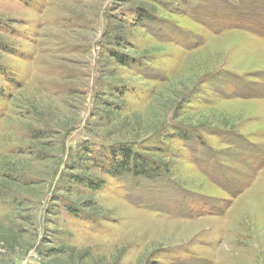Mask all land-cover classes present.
<instances>
[{"label":"rangeland","instance_id":"rangeland-1","mask_svg":"<svg viewBox=\"0 0 264 264\" xmlns=\"http://www.w3.org/2000/svg\"><path fill=\"white\" fill-rule=\"evenodd\" d=\"M0 264H264V0H0Z\"/></svg>","mask_w":264,"mask_h":264},{"label":"trees","instance_id":"trees-1","mask_svg":"<svg viewBox=\"0 0 264 264\" xmlns=\"http://www.w3.org/2000/svg\"><path fill=\"white\" fill-rule=\"evenodd\" d=\"M132 26L135 27L136 23L131 24L130 29ZM123 30H124V27L121 28V30L119 27L116 28V31H118L119 33ZM131 33L132 32H128L127 35L130 36V35H132ZM114 35H115V32H114ZM121 37L122 38H119V34L117 36H115V42L117 43V45L119 47H122V48L130 47L131 41L133 39L130 38L131 40H129V39L125 40V34L122 35ZM119 39H121V40H119ZM115 60L117 61L118 64L123 65L125 67H129V65H131L134 61H136L134 59H129V58H128V60H126V58L124 60V59H122V58L120 59L118 57H116ZM117 88H119V87H117ZM117 88L114 87L115 90H117ZM114 89L109 90V94L113 98V101L121 103V101H123L124 88L118 89L117 93H115ZM114 107L115 106L109 105L108 110L107 109L105 111L102 110L103 113L100 115V118L101 119L106 118L107 120H109V122H111V124H113L115 122L116 116L118 115L117 114V112H118L117 108H114ZM155 129H157V127H154V126H153V129L152 128L148 129L147 133H146L148 135H146V136H150V137L154 136L155 135L154 134ZM125 131H127V130H125ZM125 131H122L121 133H123ZM121 133H120V130L117 131V134H121ZM121 137L127 139L129 137V133H124ZM132 137H136V136L133 135ZM167 137L164 139H169ZM143 138L144 137H142L140 139L135 138V139H132L129 141L128 140L127 141H119L118 143L111 144V146L108 149H104V148L100 147V149H98V150H94V149L89 150V147H87L85 145V143L87 141L85 139L84 140L85 143L83 142L82 144L79 145L78 148L80 151L75 154V156H74L75 160L72 163H73V165H77L76 167L78 169H79V167H82L84 172L87 171V172L95 173V171L97 169L103 175L107 174L110 177H119V175L121 173L129 174L130 172H135V170L138 168L141 169V167H143V171H144V169H146L144 166L147 163L152 164L151 161H153V158H150L149 154L146 155L145 153H143V150H145L142 148V145H141L143 143ZM185 141H187V140H185ZM87 163L92 164V165H90L92 167L91 169H89V167L87 166ZM137 163H140V165H138ZM84 164H85V166L83 167ZM154 169H155L154 171L150 170V171L146 172L147 177H149L150 179H152L157 174H159L158 171L161 168H160V166H156V168H154ZM145 171H147V170H145ZM71 181L77 182L78 184H81V183L84 184L85 181H87V182L89 181L90 184H87V186L91 185L92 191H96L97 189H99L102 186V184L100 183L101 180H99V179L94 180V178H92V176L83 177L80 175H75L73 180H71ZM65 187L68 189H65L64 191L66 193H69L70 184L65 186ZM59 190H57V191H59ZM52 200H55V198H52ZM85 203H86V206H83V209H88L91 207V203L89 202V200L86 201ZM76 210L77 209L73 208L71 206V204H66L65 211H67L69 214H77Z\"/></svg>","mask_w":264,"mask_h":264}]
</instances>
